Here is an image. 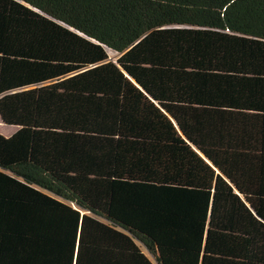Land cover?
<instances>
[{
    "label": "trees",
    "instance_id": "16d2710c",
    "mask_svg": "<svg viewBox=\"0 0 264 264\" xmlns=\"http://www.w3.org/2000/svg\"><path fill=\"white\" fill-rule=\"evenodd\" d=\"M0 118V264H264V0H0Z\"/></svg>",
    "mask_w": 264,
    "mask_h": 264
},
{
    "label": "rangeland",
    "instance_id": "374dc122",
    "mask_svg": "<svg viewBox=\"0 0 264 264\" xmlns=\"http://www.w3.org/2000/svg\"><path fill=\"white\" fill-rule=\"evenodd\" d=\"M119 58V54L116 53L115 51H110L109 52V59L116 61ZM1 118H0V134L5 136V137H10L12 136L17 130H18V126L16 125H8L5 124L3 122H1ZM146 254L156 263L155 259L147 252L145 251Z\"/></svg>",
    "mask_w": 264,
    "mask_h": 264
},
{
    "label": "crops",
    "instance_id": "0c3cea01",
    "mask_svg": "<svg viewBox=\"0 0 264 264\" xmlns=\"http://www.w3.org/2000/svg\"><path fill=\"white\" fill-rule=\"evenodd\" d=\"M2 122V121H1Z\"/></svg>",
    "mask_w": 264,
    "mask_h": 264
}]
</instances>
